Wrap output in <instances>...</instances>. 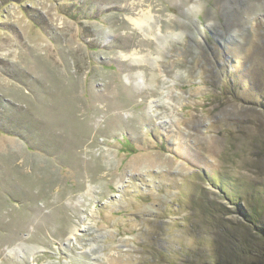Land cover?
<instances>
[{
	"label": "rangeland",
	"instance_id": "obj_1",
	"mask_svg": "<svg viewBox=\"0 0 264 264\" xmlns=\"http://www.w3.org/2000/svg\"><path fill=\"white\" fill-rule=\"evenodd\" d=\"M0 264H264V0H0Z\"/></svg>",
	"mask_w": 264,
	"mask_h": 264
},
{
	"label": "bare ground",
	"instance_id": "obj_2",
	"mask_svg": "<svg viewBox=\"0 0 264 264\" xmlns=\"http://www.w3.org/2000/svg\"><path fill=\"white\" fill-rule=\"evenodd\" d=\"M134 5V4H133Z\"/></svg>",
	"mask_w": 264,
	"mask_h": 264
}]
</instances>
